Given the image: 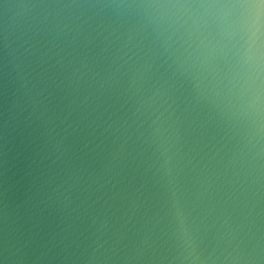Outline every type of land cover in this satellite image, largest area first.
Masks as SVG:
<instances>
[{
	"label": "water",
	"instance_id": "1",
	"mask_svg": "<svg viewBox=\"0 0 264 264\" xmlns=\"http://www.w3.org/2000/svg\"><path fill=\"white\" fill-rule=\"evenodd\" d=\"M0 264H264V0H0Z\"/></svg>",
	"mask_w": 264,
	"mask_h": 264
}]
</instances>
